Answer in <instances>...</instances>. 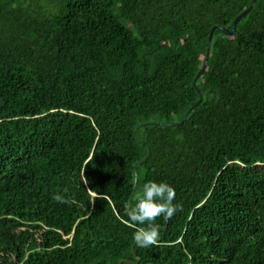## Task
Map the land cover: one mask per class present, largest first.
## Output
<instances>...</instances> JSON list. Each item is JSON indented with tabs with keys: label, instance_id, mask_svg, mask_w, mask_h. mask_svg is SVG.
Masks as SVG:
<instances>
[{
	"label": "trees",
	"instance_id": "obj_1",
	"mask_svg": "<svg viewBox=\"0 0 264 264\" xmlns=\"http://www.w3.org/2000/svg\"><path fill=\"white\" fill-rule=\"evenodd\" d=\"M252 1L0 0V264H264Z\"/></svg>",
	"mask_w": 264,
	"mask_h": 264
},
{
	"label": "water",
	"instance_id": "obj_2",
	"mask_svg": "<svg viewBox=\"0 0 264 264\" xmlns=\"http://www.w3.org/2000/svg\"><path fill=\"white\" fill-rule=\"evenodd\" d=\"M256 2H257V0H253L252 3H251V5H250V7H249L248 9H246L245 11H243V12H242V13H241V14H240V15L234 20V23H233V30H229V29H227V28H220L221 31H222L223 33H225L226 35L233 36V35L236 33V31H237V25H238V23L240 22V20H241L244 16H246V15L252 10V8H253V6L255 5ZM216 29H217V27H213L212 30H211V32H210L209 40H208V44H207V58H206V62H205V65H204L203 69L198 73V75H197V77H196V79H195V81H194V83H193L194 88H195L196 91H197L198 93H200V94H201V90H200V88H199V86H198V84H197V80L202 76L203 72L205 71V69H206V67H207V65H208V60H209V56H210V50H211L212 42H213V39H214V33H215V30H216ZM202 101H203V96L201 95V96H200V99L197 101V103H196L194 106H198L199 104H201ZM193 108H194V107H191V108L186 112V114H185V116H184V120H183L182 122H177V123H174V124H165V123H160V124H162V125H170V126L181 125V124H183V123L188 119V117H189L190 113L192 112ZM151 124H158V123H157V122H148V123H145V124L140 125V126L136 129V132H137L138 136L142 139V141H144V139H143L142 136L140 135V132H139L140 128L143 127V126H146V125H151ZM149 156H150V149H149L148 155H147L144 159H142L140 162H144V161H146V160L149 158ZM138 164H139V163H136V165H135V169H134V172H135V182H136V184H137V181H138V172H137ZM172 210H173V203L171 202V206H170V208H169V210H168V212H167V218H169L170 213L172 212ZM167 224H168V222H167ZM164 229H167V226H166ZM151 234H152V232H150L148 235H151ZM126 262H127V261H126ZM122 263H123V261H120V262H119V264H122ZM127 263H130V262L128 261Z\"/></svg>",
	"mask_w": 264,
	"mask_h": 264
}]
</instances>
